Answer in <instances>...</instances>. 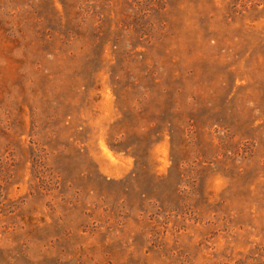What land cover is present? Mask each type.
I'll return each instance as SVG.
<instances>
[{
  "label": "rangeland",
  "instance_id": "obj_1",
  "mask_svg": "<svg viewBox=\"0 0 264 264\" xmlns=\"http://www.w3.org/2000/svg\"><path fill=\"white\" fill-rule=\"evenodd\" d=\"M0 264H264V0H0Z\"/></svg>",
  "mask_w": 264,
  "mask_h": 264
}]
</instances>
